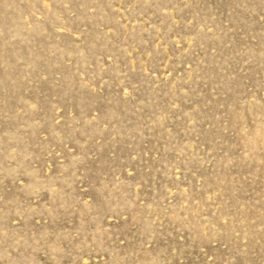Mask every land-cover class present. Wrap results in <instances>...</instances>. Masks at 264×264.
Segmentation results:
<instances>
[{"label":"rangeland","instance_id":"1","mask_svg":"<svg viewBox=\"0 0 264 264\" xmlns=\"http://www.w3.org/2000/svg\"><path fill=\"white\" fill-rule=\"evenodd\" d=\"M0 264H264V0H0Z\"/></svg>","mask_w":264,"mask_h":264}]
</instances>
